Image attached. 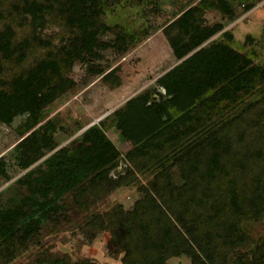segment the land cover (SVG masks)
<instances>
[{
    "label": "trees",
    "instance_id": "1",
    "mask_svg": "<svg viewBox=\"0 0 264 264\" xmlns=\"http://www.w3.org/2000/svg\"><path fill=\"white\" fill-rule=\"evenodd\" d=\"M120 1L0 0V123L23 118L17 133L24 139L32 132L10 155L28 172L0 203V264L39 243L43 226L59 221L65 196L89 210L112 186L137 183V173L150 180L132 211L117 205L86 223L93 235L110 233L122 264H169L182 256L191 264H264V237L255 240L247 229L264 219V66L253 52L234 49L223 23L206 19L218 11L233 22L234 3L248 13L262 0H200L185 11L163 30L182 62L70 145L59 148L57 119L36 129L76 86L77 63L119 85L117 69L104 73L98 64L101 53L124 55L149 37L106 22ZM106 34L114 39L104 41ZM110 120L132 143L125 159L107 135ZM122 160L131 168L114 178ZM10 167L0 159L8 182ZM47 264L96 263L64 256Z\"/></svg>",
    "mask_w": 264,
    "mask_h": 264
},
{
    "label": "rangeland",
    "instance_id": "2",
    "mask_svg": "<svg viewBox=\"0 0 264 264\" xmlns=\"http://www.w3.org/2000/svg\"><path fill=\"white\" fill-rule=\"evenodd\" d=\"M199 2L200 0L192 3L188 0H121L114 4L106 17L109 25H119L126 31L147 30L149 37L124 55L118 54L114 49L101 53L102 59L98 64L104 73L117 69L119 85L116 84L115 88L102 80L103 75L92 76L87 71V65L77 63L71 74L76 86L50 108L46 119L36 129L51 119H57L63 130L57 133L56 140L59 148L66 147L89 127L99 124L133 97L157 88L156 81L180 63L174 57L163 30ZM234 5L238 12L235 21L231 22L218 11H208L207 23H223L226 26L224 31L234 36V40L230 42L234 49L243 54L253 52L254 62L264 66V0L248 13H244L243 8L236 3ZM220 36L221 34L217 35L213 40ZM103 39L111 41L114 38L112 34H106ZM23 120L17 119L13 126L0 123V159L4 157L10 161L9 173L12 177L9 182L0 177V203L12 194L7 191L8 188L28 172L21 171L10 159L14 148L32 133L30 131L24 139L17 133L16 128ZM107 128L108 137L125 159L132 143L125 140L114 121H108ZM127 167L131 168V165L122 160L112 176L118 178L119 175H125ZM137 177L138 182L133 185L122 188L112 186L109 195L89 210L77 206L73 194L62 198L59 221L43 226L39 243L30 244L10 264H44L45 260L47 264L49 259L64 256H69L73 263L91 260L96 264H122L123 254L115 250L110 233L93 235L86 223L92 214H104L117 205H123L127 211H132L135 202L142 196L139 187L147 185L150 180V177L138 173ZM247 229L255 240L264 237V219L248 224ZM252 249L253 245L247 251ZM169 264H191V260L182 256L171 259Z\"/></svg>",
    "mask_w": 264,
    "mask_h": 264
},
{
    "label": "water",
    "instance_id": "3",
    "mask_svg": "<svg viewBox=\"0 0 264 264\" xmlns=\"http://www.w3.org/2000/svg\"><path fill=\"white\" fill-rule=\"evenodd\" d=\"M181 62H182V61H181ZM181 62H180V63H181ZM89 128H90V127H89Z\"/></svg>",
    "mask_w": 264,
    "mask_h": 264
}]
</instances>
